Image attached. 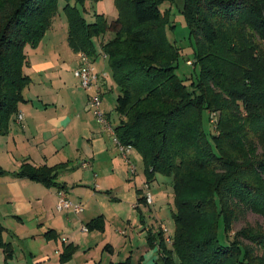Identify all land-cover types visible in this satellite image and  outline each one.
I'll list each match as a JSON object with an SVG mask.
<instances>
[{"label": "trees", "instance_id": "16d2710c", "mask_svg": "<svg viewBox=\"0 0 264 264\" xmlns=\"http://www.w3.org/2000/svg\"><path fill=\"white\" fill-rule=\"evenodd\" d=\"M59 1L0 0V135L31 84L26 49L52 28ZM64 1L71 48L91 62L107 56L119 92L118 138L142 157L147 184L158 175L172 179L176 231L171 244L159 234L155 264H264V229L235 230L249 212L264 217V0H185L201 69L191 88L176 74L179 52L166 38L160 10L166 0H115L119 18L112 23L98 13L88 22L76 6L88 0ZM107 33L114 37L97 48L94 39ZM62 168L27 163L16 175L62 191ZM139 195L138 203L150 206ZM87 229L103 231V218ZM74 251L66 247L61 261Z\"/></svg>", "mask_w": 264, "mask_h": 264}, {"label": "crops", "instance_id": "0c3cea01", "mask_svg": "<svg viewBox=\"0 0 264 264\" xmlns=\"http://www.w3.org/2000/svg\"><path fill=\"white\" fill-rule=\"evenodd\" d=\"M26 55L24 71L31 84L7 133L0 135V264H105L108 259L106 264H155L164 203L169 202L172 190L158 179L159 188L151 192L153 204L138 203L139 191L145 195L146 185L151 191L154 183H146L143 160L135 148L129 153L136 166L132 174L114 138L97 123L89 106L96 88L83 89L74 75L80 61L69 45L67 24L63 22L60 30L52 26L38 46L26 49ZM92 63L99 75L102 108L112 122L117 116L116 127L118 88L112 84L102 55ZM19 113L22 121L17 119ZM27 163L63 166L57 182L69 200L84 205L83 213L58 212L60 188L19 178L16 174ZM99 217L105 224L103 231L84 230ZM153 219L157 230L154 222L149 224ZM137 220L152 238V247L148 240L149 246L134 250L135 245L124 239V228H134ZM111 222L123 228V232L116 231L115 238L107 231ZM119 242L123 251L118 252ZM68 246L75 251L63 262L61 256ZM100 248L104 250L98 261L95 255L101 253Z\"/></svg>", "mask_w": 264, "mask_h": 264}, {"label": "rangeland", "instance_id": "374dc122", "mask_svg": "<svg viewBox=\"0 0 264 264\" xmlns=\"http://www.w3.org/2000/svg\"><path fill=\"white\" fill-rule=\"evenodd\" d=\"M72 5H76L75 2H72ZM66 3L64 0L59 1V13L56 16V19L54 21V28L57 30H60L63 26V22L67 24V17L64 12V7ZM81 13L85 16L86 20L88 22H93L95 20V13L98 14H104L105 18L109 23H112L113 21L117 20L119 18L118 10L115 6V0H97V1H91L88 0L83 4H77L76 5ZM185 6V0H166L160 5V10L163 15L166 16V25H165V34L166 38L169 43H171L179 52L178 59L176 61V74L177 76L182 79L185 84L191 88L192 83H196L198 80V76L200 74V65L196 64V54L195 52L198 50L197 47V41L194 36L191 35L190 28L186 22L185 16L183 14ZM114 37L113 33H107L102 38H95V46L98 48L100 46L101 41H107ZM108 63V62H107ZM195 63V64H194ZM109 77L112 79V84L116 86L113 73L109 67ZM108 95L112 96L111 93ZM116 120H113V122H116L118 120L117 116H115ZM112 122V123H113ZM203 128L207 133L210 134V132L214 131L213 126L210 122V116L208 113L203 114ZM144 167L143 164L141 168ZM159 182L162 186L165 188H168L169 191L172 190V193H170V199L169 202L164 203V213H162V216L164 221L163 227L167 229L166 233L164 235L168 237H173L175 235L176 231V225L173 218V212H177L176 206L174 204V198H173V189L172 188V179L169 177H165L162 175H158ZM158 182L155 181L152 189L150 192L153 193L156 189H158ZM202 188V184L194 186L192 188L194 191H197ZM130 211H132L130 209ZM148 212V211H147ZM136 219H134L135 221ZM138 221V220H137ZM152 222L155 223V229L157 230L158 224H156V220H151L149 224ZM251 225L253 227L261 226L264 229V217L259 216L257 214H254L253 212H249L244 216L243 219L238 221L235 224V230H240L241 228ZM117 224L115 222H111L110 225L107 228L108 234L112 235L113 238L116 237V231L120 230L123 232V228L116 227ZM134 226V225H132ZM127 228V229H126ZM124 228V231L126 232L127 236H124V239L128 240V243H133L135 245L134 250H138L141 247L149 246L148 239L150 235L147 233L146 229L143 228V225L138 221L137 226L132 227H126ZM113 233V234H112ZM224 230L223 227H220L219 230V237L223 240L224 239ZM120 239H123L121 237ZM172 240V239H171ZM123 242V240H122ZM121 242H119V250L117 251H123ZM171 244V243H170ZM105 245H103L104 248ZM103 248L101 249V253H96L95 260H100L101 254L103 252ZM126 251L124 252V254ZM260 253H264L260 252ZM118 254L115 256V260H117ZM121 261V260H120ZM109 262V259L106 263ZM105 263V264H106Z\"/></svg>", "mask_w": 264, "mask_h": 264}, {"label": "built area", "instance_id": "2783aa9c", "mask_svg": "<svg viewBox=\"0 0 264 264\" xmlns=\"http://www.w3.org/2000/svg\"><path fill=\"white\" fill-rule=\"evenodd\" d=\"M80 65L79 68H77L74 72L75 77L79 81L81 87L83 89H89L90 87H95L96 92L95 94L90 97L89 100V106L93 111V114L95 116V119L98 124H100L104 131H107L113 138L114 142L119 150V153L121 156L127 160V162L130 165V171L132 174L136 173V166L130 162L129 159V153L133 149L132 145H125L120 141L116 134L115 126L112 123L111 119L106 115L102 108V99L103 94L101 91V88L99 87V75L96 72L93 63L91 62L90 57L85 53L81 52L78 54ZM104 59H107L106 55H103ZM18 121L23 120V115L19 113L17 115ZM145 199L148 205L153 204V195L150 192V188L146 185V193H145ZM84 205L82 203H74L63 191H59L58 193V204H57V211L63 212L67 210H72L75 214H81L84 211ZM85 231H88V229H84ZM163 233H166L167 229L165 227L161 228ZM167 241L169 243H172V240L170 237L167 238Z\"/></svg>", "mask_w": 264, "mask_h": 264}]
</instances>
